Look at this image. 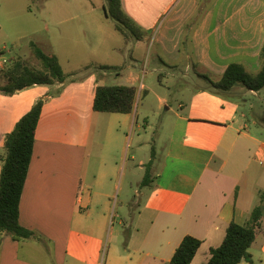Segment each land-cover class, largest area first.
Masks as SVG:
<instances>
[{
    "label": "crops",
    "instance_id": "obj_1",
    "mask_svg": "<svg viewBox=\"0 0 264 264\" xmlns=\"http://www.w3.org/2000/svg\"><path fill=\"white\" fill-rule=\"evenodd\" d=\"M121 2L126 15L146 33L143 41L129 43L136 48L153 42L160 65L151 73L167 78L168 88L182 95L177 112L170 108L174 120L164 158L158 164L156 158L151 160L155 183L148 193L137 192L142 200L134 206L120 204L111 226L112 191L117 186L109 169L118 172L121 163L111 164L103 154L106 143L98 140L92 147L96 144L102 152L92 155L81 131L91 129L96 120L100 131L108 120L113 135L122 124L134 122L138 107L129 115L95 112L98 77L83 84L71 81L69 88L70 79L28 88L33 90L29 101L0 113V134H10L37 101L45 99L20 202V224L35 237L17 242L4 236L0 264H165L187 236L203 241L193 264H206L230 224L245 226L261 205L264 139L258 136L264 137V112L263 119L256 113L250 119L254 106L246 100L249 95L260 98V92L237 86L217 94L201 76L218 81L233 63L252 73L260 71L264 0ZM203 4L205 12L199 17ZM51 87L68 89L57 100L50 98ZM138 91L144 97L156 95L162 105L169 103L144 84ZM243 101L248 102L247 112ZM148 164L140 160V170L147 171ZM1 171L0 166V176ZM250 254L255 264H264V217Z\"/></svg>",
    "mask_w": 264,
    "mask_h": 264
},
{
    "label": "rangeland",
    "instance_id": "obj_2",
    "mask_svg": "<svg viewBox=\"0 0 264 264\" xmlns=\"http://www.w3.org/2000/svg\"><path fill=\"white\" fill-rule=\"evenodd\" d=\"M105 7L106 0H0V75L17 60L32 69L41 68L35 45L46 55L57 58L63 72L69 76L68 88L71 81L83 84L92 77L99 78V85H134L137 88L138 113L131 125L122 124L118 127L119 131L112 135L108 132V128H111L108 120L100 131V123L96 120L94 125L92 122L91 129L85 126L81 131L89 139V152L93 150L92 155L102 152V147L96 144L92 147V142L98 140L106 143L103 154L110 163H121L122 169L118 172L109 169L108 165L111 178L117 186L112 191V226L113 221H117L120 204L134 206L142 200L138 193H148L155 183L156 173L152 171L149 183L143 184L147 171L140 170L139 161L144 160L148 164L156 158L158 164L164 158L165 144L174 120L170 108L177 112L182 95L168 88L170 84L167 78L160 80L158 73H151L160 65L153 42L149 47L141 44L135 48L115 30L113 19L107 18L105 14ZM168 14L163 17L164 20ZM164 20L160 21L158 29ZM100 66L117 67L121 74L101 71ZM166 72L164 70L163 75ZM100 74L107 76L104 78ZM3 84L1 80L0 85ZM143 84L165 97L168 105L160 104L154 94L144 97L142 90L138 91ZM49 89L51 99L58 100L67 92V89ZM26 90L13 97L0 94V113L11 111L19 102L29 101L33 90ZM246 100L254 106L250 119H253L254 113L263 119L264 90L260 91V98L249 95ZM248 102L246 105L244 101L241 102L243 111H249ZM66 112L67 109L64 110ZM58 123L59 120L57 127ZM6 137L0 134L2 156L5 154ZM258 137L264 139L262 135ZM133 156L138 159L132 160ZM0 166L3 167L1 160Z\"/></svg>",
    "mask_w": 264,
    "mask_h": 264
},
{
    "label": "trees",
    "instance_id": "obj_3",
    "mask_svg": "<svg viewBox=\"0 0 264 264\" xmlns=\"http://www.w3.org/2000/svg\"><path fill=\"white\" fill-rule=\"evenodd\" d=\"M104 8L107 18L114 21L115 30L127 41H143L146 33L139 28L124 12L121 0H106ZM205 12L203 4L199 9V17ZM35 47L37 59L41 68H30L20 60L2 72L0 94L12 97L20 91L34 86H55L64 84L69 76L63 72L54 56L43 53ZM261 69L252 73L239 63L231 64L218 81L201 76L208 88L217 94L231 92L237 86L247 91L260 92L264 89V46L260 54ZM101 71H118L117 67L100 66ZM137 103V89L133 86L98 85L95 91L93 110L97 113L133 114ZM45 105V99H40L33 108L16 124L15 129L7 135L5 154L0 155L3 163L0 178V246L4 236H11L21 242L35 237V232L20 224V202L27 175L33 158L36 133ZM154 155V153H153ZM152 161L147 166L144 185L151 178ZM261 205L257 206L245 226L230 224L223 243L210 250V258L206 264H240L246 261L255 264L250 249L256 241L257 231L264 217V192L260 195ZM203 241L192 236L184 238L177 248L172 260L165 264H193Z\"/></svg>",
    "mask_w": 264,
    "mask_h": 264
},
{
    "label": "built area",
    "instance_id": "obj_4",
    "mask_svg": "<svg viewBox=\"0 0 264 264\" xmlns=\"http://www.w3.org/2000/svg\"><path fill=\"white\" fill-rule=\"evenodd\" d=\"M6 62V61H5Z\"/></svg>",
    "mask_w": 264,
    "mask_h": 264
}]
</instances>
